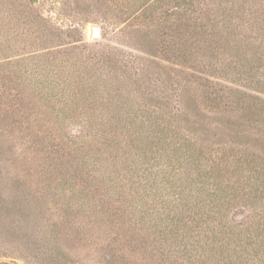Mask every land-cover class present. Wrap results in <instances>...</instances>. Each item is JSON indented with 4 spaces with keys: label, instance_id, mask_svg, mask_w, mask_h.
<instances>
[{
    "label": "rangeland",
    "instance_id": "1",
    "mask_svg": "<svg viewBox=\"0 0 264 264\" xmlns=\"http://www.w3.org/2000/svg\"><path fill=\"white\" fill-rule=\"evenodd\" d=\"M213 3L0 0V264H264V72Z\"/></svg>",
    "mask_w": 264,
    "mask_h": 264
},
{
    "label": "trees",
    "instance_id": "2",
    "mask_svg": "<svg viewBox=\"0 0 264 264\" xmlns=\"http://www.w3.org/2000/svg\"><path fill=\"white\" fill-rule=\"evenodd\" d=\"M261 1L262 2H257V0H213L215 9L212 10V13L219 12L218 21L221 20V27H218L219 22L214 21V17H212L211 22H204L203 20L208 17L207 13L204 15V17L203 15L201 16L202 22L201 20L199 21L200 18L197 16L191 18L190 21L198 30V32L196 33L197 39L203 37L202 40H207V42L225 41L224 44L232 43L234 47V53L231 56L235 57V60L237 62L239 61L240 67H245V70L247 69L246 72H251L250 76L256 75L258 72V68H261L262 72H264V0ZM220 7H222L221 10H219ZM201 9L198 11V14L199 12H201ZM185 20L190 19L185 18ZM187 23L188 22H186V24ZM223 28L225 29L224 31ZM41 87L43 89L45 88L44 85H42ZM167 138L162 140H166ZM179 142L180 140H174L173 142L168 143L176 145ZM179 148L181 147H178L176 149ZM182 151L183 150H181V152ZM180 156L184 158L182 155H179V157ZM216 159L217 161H220L221 156L216 157ZM243 163L245 164V159L243 160ZM215 164L214 165L217 167H220V164L223 165L222 168H219V170H222L225 166H231L228 165L227 162L224 164L223 161ZM201 168L204 169V166H202ZM209 171L212 174L211 178H214L213 174H219L218 171H215L213 169L212 165L209 166ZM218 194L219 193L214 194L216 202L221 200V198H218ZM194 200L196 201V199ZM194 200L185 201V203H182L181 207L178 208L177 211L184 209L192 215H200L202 218L206 217L209 211L200 212L199 209L196 210L195 208L197 206V202L199 203V201L194 202ZM80 206L82 208H86V203L83 201L81 202ZM255 225L262 226L263 223L258 220L257 223H254L252 225V227H254ZM170 226L172 227L173 223H171ZM174 229L177 232V227H174ZM248 229L249 227H247V231ZM171 232L173 231L171 230ZM244 240H246L247 242V237ZM251 243H249V245ZM213 250L214 249L211 248L207 250L203 248L204 253L202 256L205 258V260L203 259V257L199 259L200 255H198L199 257H196L197 263L210 264V262L208 261L213 258L212 253H210ZM254 251L257 250L255 249Z\"/></svg>",
    "mask_w": 264,
    "mask_h": 264
},
{
    "label": "water",
    "instance_id": "3",
    "mask_svg": "<svg viewBox=\"0 0 264 264\" xmlns=\"http://www.w3.org/2000/svg\"><path fill=\"white\" fill-rule=\"evenodd\" d=\"M99 28L98 27H94L93 28V31H92V33H93V36H95V37H98L99 36Z\"/></svg>",
    "mask_w": 264,
    "mask_h": 264
}]
</instances>
